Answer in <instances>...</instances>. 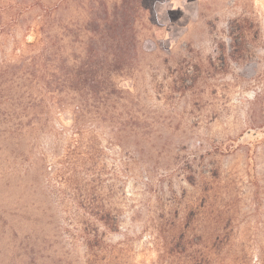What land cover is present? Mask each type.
I'll list each match as a JSON object with an SVG mask.
<instances>
[{"label":"rangeland","instance_id":"rangeland-1","mask_svg":"<svg viewBox=\"0 0 264 264\" xmlns=\"http://www.w3.org/2000/svg\"><path fill=\"white\" fill-rule=\"evenodd\" d=\"M0 264H264V0H0Z\"/></svg>","mask_w":264,"mask_h":264},{"label":"trees","instance_id":"trees-1","mask_svg":"<svg viewBox=\"0 0 264 264\" xmlns=\"http://www.w3.org/2000/svg\"><path fill=\"white\" fill-rule=\"evenodd\" d=\"M105 26L109 35L108 39L111 40L107 44V47L113 48V45L117 44L119 47L122 46L121 50H123V47H125V44H127L128 41L127 38L124 37L120 39L119 36L116 35L117 24L107 22ZM91 51L93 54L90 60L74 71V82L71 83L76 85V89L80 94H85L86 96L91 94L96 100L100 99L102 95L113 96L115 93L113 76L119 74V70L124 67V64L121 60H118L119 56L117 55L113 57V60H110L109 56L111 53L108 51H104L102 57H100L99 53H96L93 50ZM67 70V72L65 70L62 71L66 72L62 73L65 77V86L72 75L69 72V69Z\"/></svg>","mask_w":264,"mask_h":264}]
</instances>
